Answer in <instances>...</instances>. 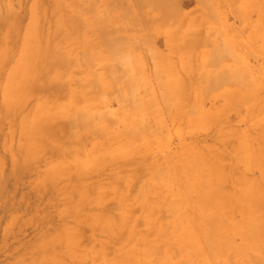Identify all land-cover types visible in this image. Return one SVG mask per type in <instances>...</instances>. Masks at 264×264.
Returning <instances> with one entry per match:
<instances>
[{
	"label": "rangeland",
	"instance_id": "1",
	"mask_svg": "<svg viewBox=\"0 0 264 264\" xmlns=\"http://www.w3.org/2000/svg\"><path fill=\"white\" fill-rule=\"evenodd\" d=\"M233 260L264 264V0H0V264Z\"/></svg>",
	"mask_w": 264,
	"mask_h": 264
},
{
	"label": "bare ground",
	"instance_id": "2",
	"mask_svg": "<svg viewBox=\"0 0 264 264\" xmlns=\"http://www.w3.org/2000/svg\"><path fill=\"white\" fill-rule=\"evenodd\" d=\"M195 250H198L197 248H194ZM236 259V258H235ZM131 263L133 264L134 261H131ZM184 264V263H183ZM232 264H236L235 260L232 261Z\"/></svg>",
	"mask_w": 264,
	"mask_h": 264
}]
</instances>
